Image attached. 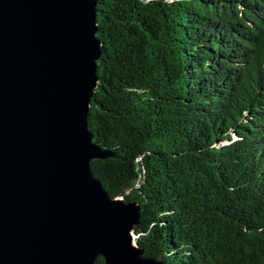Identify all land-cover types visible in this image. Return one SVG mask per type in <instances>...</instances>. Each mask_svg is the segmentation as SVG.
Returning <instances> with one entry per match:
<instances>
[{
    "label": "trees",
    "instance_id": "obj_1",
    "mask_svg": "<svg viewBox=\"0 0 264 264\" xmlns=\"http://www.w3.org/2000/svg\"><path fill=\"white\" fill-rule=\"evenodd\" d=\"M90 160L163 264H264V0H96ZM96 264H105L103 257Z\"/></svg>",
    "mask_w": 264,
    "mask_h": 264
},
{
    "label": "water",
    "instance_id": "obj_2",
    "mask_svg": "<svg viewBox=\"0 0 264 264\" xmlns=\"http://www.w3.org/2000/svg\"><path fill=\"white\" fill-rule=\"evenodd\" d=\"M96 0H0V264H163L90 160Z\"/></svg>",
    "mask_w": 264,
    "mask_h": 264
}]
</instances>
